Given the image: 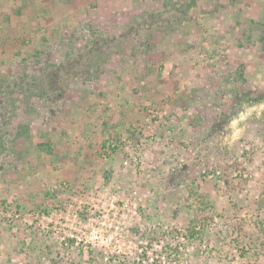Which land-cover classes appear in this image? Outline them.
I'll use <instances>...</instances> for the list:
<instances>
[{"label": "rangeland", "instance_id": "rangeland-1", "mask_svg": "<svg viewBox=\"0 0 264 264\" xmlns=\"http://www.w3.org/2000/svg\"><path fill=\"white\" fill-rule=\"evenodd\" d=\"M0 264H264V0H0Z\"/></svg>", "mask_w": 264, "mask_h": 264}, {"label": "built area", "instance_id": "built-area-1", "mask_svg": "<svg viewBox=\"0 0 264 264\" xmlns=\"http://www.w3.org/2000/svg\"><path fill=\"white\" fill-rule=\"evenodd\" d=\"M111 145V144H110ZM110 145H108V147H110Z\"/></svg>", "mask_w": 264, "mask_h": 264}, {"label": "trees", "instance_id": "trees-1", "mask_svg": "<svg viewBox=\"0 0 264 264\" xmlns=\"http://www.w3.org/2000/svg\"><path fill=\"white\" fill-rule=\"evenodd\" d=\"M110 146H112V145H110Z\"/></svg>", "mask_w": 264, "mask_h": 264}]
</instances>
